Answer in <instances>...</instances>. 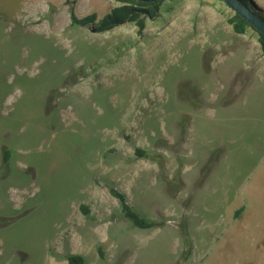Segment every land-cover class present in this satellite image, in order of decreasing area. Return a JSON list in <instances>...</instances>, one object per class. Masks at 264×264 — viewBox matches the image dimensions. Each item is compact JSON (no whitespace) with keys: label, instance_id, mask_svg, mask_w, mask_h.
<instances>
[{"label":"rangeland","instance_id":"obj_1","mask_svg":"<svg viewBox=\"0 0 264 264\" xmlns=\"http://www.w3.org/2000/svg\"><path fill=\"white\" fill-rule=\"evenodd\" d=\"M118 6L0 0V264H264L257 34L221 0H165L140 35L71 25Z\"/></svg>","mask_w":264,"mask_h":264},{"label":"trees","instance_id":"obj_2","mask_svg":"<svg viewBox=\"0 0 264 264\" xmlns=\"http://www.w3.org/2000/svg\"><path fill=\"white\" fill-rule=\"evenodd\" d=\"M238 1L242 3L245 8L261 17V20L264 21V12L261 11V9L255 4H253L252 0ZM114 2L119 6L113 8L108 15L104 16L98 21H96L95 14L77 19L74 10L71 8L69 14L71 25L81 28H88L90 30H94L96 34H102L115 30L116 28L125 24H132L137 29L138 35H140L146 28L147 20L154 21L156 18L161 16L163 1L146 3L134 0H114ZM226 23L231 26L233 32L238 35H245L248 30H253L246 22L242 20L241 17L236 14H233L232 17L228 18ZM253 31L257 34V42L259 45L260 54L261 57L264 58V37L255 30ZM135 153L139 157H145V153L139 149H136ZM8 160L9 152L4 151V160L2 162L6 164ZM178 181L179 182L177 183V189L175 190V193H177L182 187V181ZM167 185L169 186L171 183L168 182ZM109 193L119 203L124 219L128 221L134 228L152 230L164 226L163 222L147 220L138 212L134 211L127 203L126 194L119 192L114 188H110ZM79 208L84 215H88L89 212L85 206L81 205ZM242 213L243 208L239 209L238 211L236 210L234 213V218L238 220ZM181 234L184 238L186 237V232L183 227H181ZM99 252L101 256L102 253L100 250ZM66 261L67 264H88L84 257L78 254H68L66 256Z\"/></svg>","mask_w":264,"mask_h":264},{"label":"water","instance_id":"obj_3","mask_svg":"<svg viewBox=\"0 0 264 264\" xmlns=\"http://www.w3.org/2000/svg\"><path fill=\"white\" fill-rule=\"evenodd\" d=\"M138 2L154 3L165 0H134ZM224 5H226L234 14L242 18L253 30L260 33L264 37V21L261 20V17L254 14L249 9L245 8L242 3L238 0H221ZM92 32H95L92 30Z\"/></svg>","mask_w":264,"mask_h":264},{"label":"crops","instance_id":"obj_4","mask_svg":"<svg viewBox=\"0 0 264 264\" xmlns=\"http://www.w3.org/2000/svg\"><path fill=\"white\" fill-rule=\"evenodd\" d=\"M241 216H242V215H241ZM241 216H240V218H241ZM240 218H239V219H240ZM239 219H238V220H239Z\"/></svg>","mask_w":264,"mask_h":264}]
</instances>
